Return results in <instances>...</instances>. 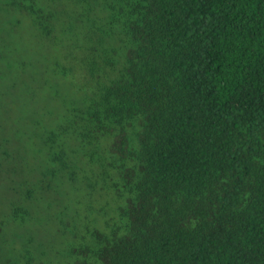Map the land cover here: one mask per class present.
Returning a JSON list of instances; mask_svg holds the SVG:
<instances>
[{"label":"trees","instance_id":"1","mask_svg":"<svg viewBox=\"0 0 264 264\" xmlns=\"http://www.w3.org/2000/svg\"><path fill=\"white\" fill-rule=\"evenodd\" d=\"M3 1L61 52V119L21 186L53 196L65 263L264 264V0Z\"/></svg>","mask_w":264,"mask_h":264},{"label":"rangeland","instance_id":"2","mask_svg":"<svg viewBox=\"0 0 264 264\" xmlns=\"http://www.w3.org/2000/svg\"><path fill=\"white\" fill-rule=\"evenodd\" d=\"M61 62L60 50L39 36L24 14L8 11L0 0V263L16 260L28 249L36 264H66L62 227L53 220L59 210L51 205L53 196L23 204L28 189L21 186L40 177L45 167L43 139L61 119L66 83L54 74ZM60 194L68 197L59 204L82 196L68 186ZM97 201L93 208H98ZM84 203L78 206L80 214ZM24 206L31 218L23 224L13 221V209ZM61 219L69 222L67 216Z\"/></svg>","mask_w":264,"mask_h":264}]
</instances>
